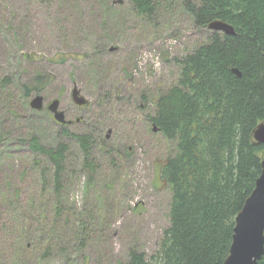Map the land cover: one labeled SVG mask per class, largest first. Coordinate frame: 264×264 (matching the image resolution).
I'll use <instances>...</instances> for the list:
<instances>
[{
  "label": "rangeland",
  "instance_id": "rangeland-1",
  "mask_svg": "<svg viewBox=\"0 0 264 264\" xmlns=\"http://www.w3.org/2000/svg\"><path fill=\"white\" fill-rule=\"evenodd\" d=\"M113 1L0 0L3 264H24L16 253L22 236L29 246L25 264H67V258L110 264L127 260L133 246L149 258L169 224L170 193L155 177L173 146L153 131L147 114L176 77L174 58L213 29L197 28L178 0L171 8L164 1L153 18L136 14L129 0ZM35 78L40 93L26 96L24 85ZM74 86L85 104L72 100ZM36 94L43 96L41 110L29 105ZM53 99L70 123L52 118ZM73 133L92 137V173ZM32 135L44 146L69 147L57 219L53 168L28 148ZM48 243L49 255L38 262L35 251L43 255Z\"/></svg>",
  "mask_w": 264,
  "mask_h": 264
},
{
  "label": "trees",
  "instance_id": "trees-1",
  "mask_svg": "<svg viewBox=\"0 0 264 264\" xmlns=\"http://www.w3.org/2000/svg\"><path fill=\"white\" fill-rule=\"evenodd\" d=\"M129 1L136 14L153 18L164 1L171 8L176 0ZM178 1L197 28L217 21L230 25L233 33L213 29L189 53L174 58L176 77L147 114L151 127L173 146L156 164L155 177L170 193L169 224L151 257L133 246L127 260L110 264H222L235 217L261 173L264 145L254 140L253 132L264 122V0ZM38 78L24 85L26 96L33 90L40 93ZM71 135L84 154L83 166L92 173L91 135ZM25 141L53 168L57 219L64 211L69 147L65 142L44 146L34 135ZM21 238L16 253L25 264L29 246ZM49 247L43 255L35 251L38 262L49 255ZM256 264H264V254Z\"/></svg>",
  "mask_w": 264,
  "mask_h": 264
},
{
  "label": "water",
  "instance_id": "water-1",
  "mask_svg": "<svg viewBox=\"0 0 264 264\" xmlns=\"http://www.w3.org/2000/svg\"><path fill=\"white\" fill-rule=\"evenodd\" d=\"M124 0H114L113 3L121 4ZM215 30L233 33L230 25L222 22H213L209 25ZM237 76L241 73L237 68L232 70ZM72 100L76 105H83L86 99L74 86L71 90ZM32 109L41 110L44 107L43 96L34 95L29 102ZM52 118L60 124L70 123L65 118L64 112L59 110V100L53 99L48 105ZM153 131H157L153 126ZM256 142L264 145V122L259 123L253 132ZM264 253V159L261 162V173L255 181V186L246 197L240 211L235 217L232 242L228 255L222 264H256Z\"/></svg>",
  "mask_w": 264,
  "mask_h": 264
},
{
  "label": "clouds",
  "instance_id": "clouds-1",
  "mask_svg": "<svg viewBox=\"0 0 264 264\" xmlns=\"http://www.w3.org/2000/svg\"><path fill=\"white\" fill-rule=\"evenodd\" d=\"M83 179H84V178H82V182H83ZM73 199L76 200L77 204L82 203V193H77V194H75L74 197H73Z\"/></svg>",
  "mask_w": 264,
  "mask_h": 264
},
{
  "label": "flooded vegetation",
  "instance_id": "flooded-vegetation-1",
  "mask_svg": "<svg viewBox=\"0 0 264 264\" xmlns=\"http://www.w3.org/2000/svg\"><path fill=\"white\" fill-rule=\"evenodd\" d=\"M81 95V94H80ZM30 102V101H29ZM52 114V113H51ZM65 115V114H64Z\"/></svg>",
  "mask_w": 264,
  "mask_h": 264
},
{
  "label": "bare ground",
  "instance_id": "bare-ground-1",
  "mask_svg": "<svg viewBox=\"0 0 264 264\" xmlns=\"http://www.w3.org/2000/svg\"><path fill=\"white\" fill-rule=\"evenodd\" d=\"M253 190V189H252ZM251 193V192H250ZM264 254V253H263Z\"/></svg>",
  "mask_w": 264,
  "mask_h": 264
}]
</instances>
